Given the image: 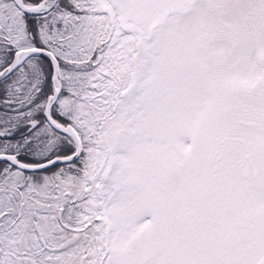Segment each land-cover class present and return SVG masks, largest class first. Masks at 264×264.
<instances>
[{"label": "snow or ice", "instance_id": "snow-or-ice-1", "mask_svg": "<svg viewBox=\"0 0 264 264\" xmlns=\"http://www.w3.org/2000/svg\"><path fill=\"white\" fill-rule=\"evenodd\" d=\"M0 264H264V0H0Z\"/></svg>", "mask_w": 264, "mask_h": 264}]
</instances>
